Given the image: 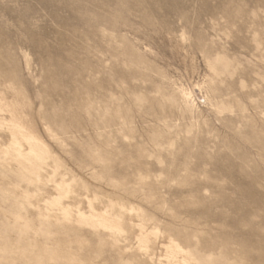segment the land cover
<instances>
[{"label":"rangeland","instance_id":"obj_1","mask_svg":"<svg viewBox=\"0 0 264 264\" xmlns=\"http://www.w3.org/2000/svg\"><path fill=\"white\" fill-rule=\"evenodd\" d=\"M0 264H264V0H0Z\"/></svg>","mask_w":264,"mask_h":264},{"label":"bare ground","instance_id":"obj_2","mask_svg":"<svg viewBox=\"0 0 264 264\" xmlns=\"http://www.w3.org/2000/svg\"><path fill=\"white\" fill-rule=\"evenodd\" d=\"M16 129V131L15 132H17L23 139H25V141L29 144V145H32V146H34L35 145V139H33L32 137H29V136H26L25 134H23L22 133V131H21V129H20V127H15ZM14 135V134H13ZM12 135V136H13ZM13 139H14V137H13ZM15 140V139H14ZM16 142V141H15ZM12 143V142H11ZM7 152V151H6ZM34 151H33V148H30V153H33ZM44 152V151H43ZM45 154H46V152H45ZM34 156V155H33ZM45 160V159H44ZM106 212V211H105ZM171 243V242H170ZM175 249V248H174ZM170 262V261H169Z\"/></svg>","mask_w":264,"mask_h":264}]
</instances>
